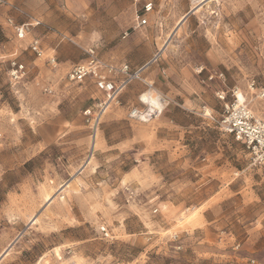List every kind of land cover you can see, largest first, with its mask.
<instances>
[{
	"label": "rangeland",
	"instance_id": "obj_1",
	"mask_svg": "<svg viewBox=\"0 0 264 264\" xmlns=\"http://www.w3.org/2000/svg\"><path fill=\"white\" fill-rule=\"evenodd\" d=\"M91 46L132 70L158 54L93 152L82 111L99 94L67 79ZM251 80L264 88V0H0V264H264V160L219 127L236 90L264 119ZM146 92L161 111L131 117Z\"/></svg>",
	"mask_w": 264,
	"mask_h": 264
},
{
	"label": "built area",
	"instance_id": "obj_2",
	"mask_svg": "<svg viewBox=\"0 0 264 264\" xmlns=\"http://www.w3.org/2000/svg\"><path fill=\"white\" fill-rule=\"evenodd\" d=\"M152 10V2L148 1L142 5L141 15H136L137 27L146 25V16ZM8 22L17 39L22 40L27 36L28 24L16 25L10 20ZM28 47L36 57L42 56L43 50L41 49L40 40L36 37L30 39ZM85 52L87 55L85 62L73 65L67 73V79L75 84L90 81L99 94L95 104L82 111L83 121L89 133L95 138L102 116L113 104L118 102V97L130 82L141 80L142 72L148 65L157 60L158 54L147 64L132 70L127 63L113 64L100 60L96 46L89 47ZM48 61L55 64L53 57ZM11 66L10 73L14 77L23 74V65L12 62ZM213 77L217 80L224 79L222 73L210 75L209 80ZM247 88L254 93L256 99L264 102V88H257L254 80L250 81ZM238 94H241L238 93V90L231 92V102L226 103L224 115L219 121L220 130L231 136L235 142L241 143L257 159L264 160V119L254 113L244 97V100L240 101ZM217 97L221 101L225 100L223 92L218 94ZM130 116L143 120L149 115L145 111L134 109L130 112ZM99 232L103 237H109L105 227H100ZM250 263L253 264L254 261L251 260Z\"/></svg>",
	"mask_w": 264,
	"mask_h": 264
},
{
	"label": "bare ground",
	"instance_id": "obj_3",
	"mask_svg": "<svg viewBox=\"0 0 264 264\" xmlns=\"http://www.w3.org/2000/svg\"><path fill=\"white\" fill-rule=\"evenodd\" d=\"M203 1H205V0H201V2H203ZM210 1H214V0H210ZM211 3H212V2H211ZM203 4H204V3H203ZM208 4H209V3H208ZM184 18H185V16L182 17L181 19H179V20L177 21V23H176L174 26H175V27L179 26V25L182 23V21L184 20ZM163 49H164V47H163ZM140 99H141V101H143V103H145V104L147 105V107H148V109L145 111L146 113H154L155 110H156V111H161V104H160L159 100L157 99V97H152L150 93L146 92V93H144L143 95L140 96ZM238 99H239L240 101H243V100H244L243 95H242V94H238ZM97 133H98V132H96L95 140L92 141V143H91V147H90V151H91V152H93L94 149L96 148V146L98 145L99 137L97 136ZM96 136H97V137H96ZM91 155H92V154H91ZM91 158H92V156H89V157L85 160V162L83 163L82 167H83L84 165H88V164H90V162H91ZM67 183H68V182H67ZM60 185H61V184H60ZM62 188H63V187L61 186V187L57 190V192H61V191L63 190ZM54 195H55V194H54ZM52 198H53V196H52V197H47V200L50 201ZM33 219H34V218H33ZM32 221L34 222V220H32ZM30 224H31V223H30ZM7 254H8V249L2 251V253H1L0 256H1V257H4V256L7 255Z\"/></svg>",
	"mask_w": 264,
	"mask_h": 264
}]
</instances>
